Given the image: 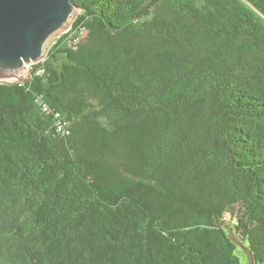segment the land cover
Segmentation results:
<instances>
[{
    "label": "trees",
    "instance_id": "obj_1",
    "mask_svg": "<svg viewBox=\"0 0 264 264\" xmlns=\"http://www.w3.org/2000/svg\"><path fill=\"white\" fill-rule=\"evenodd\" d=\"M0 84V264H264V0H71Z\"/></svg>",
    "mask_w": 264,
    "mask_h": 264
},
{
    "label": "water",
    "instance_id": "obj_2",
    "mask_svg": "<svg viewBox=\"0 0 264 264\" xmlns=\"http://www.w3.org/2000/svg\"><path fill=\"white\" fill-rule=\"evenodd\" d=\"M79 10L71 0H0V84L42 61L52 38L67 31ZM249 264H255L249 252Z\"/></svg>",
    "mask_w": 264,
    "mask_h": 264
},
{
    "label": "rangeland",
    "instance_id": "obj_3",
    "mask_svg": "<svg viewBox=\"0 0 264 264\" xmlns=\"http://www.w3.org/2000/svg\"><path fill=\"white\" fill-rule=\"evenodd\" d=\"M78 16V14L75 16V18H74V20L76 19V17ZM73 20V21H74ZM73 21H72V23H73ZM72 25V24H71ZM71 25H70V28H71ZM69 28V29H70ZM68 29V30H69ZM67 30V31H68ZM67 31H65V32H67ZM62 33H64V32H62ZM62 33H60V34H62ZM59 34V35H60ZM59 35H57V36H55V37H53L52 38V43H51V45L53 44V42L57 39V37L59 36ZM50 45V46H51ZM50 46L48 47V48H50ZM29 71H30V66H26L25 67V69L20 73V75H19V78H22V75H25L24 77H23V81L22 82H24L26 79H27V77H28V75H29ZM10 81H14V82H21V81H18V79H12V80H10ZM226 229L228 230V232H229V234H230V236H231V238L233 239V241L235 242V244L237 245V254H238V256H239V258H240V262H241V264H249V262H250V258L248 257V255H249V251H248V249L245 247V243L244 242H241V240H239L238 239V237L235 235V233L234 232H232L231 230H230V227H226Z\"/></svg>",
    "mask_w": 264,
    "mask_h": 264
}]
</instances>
